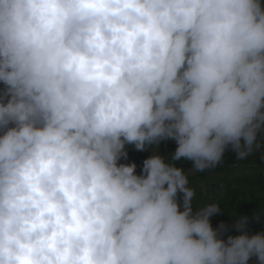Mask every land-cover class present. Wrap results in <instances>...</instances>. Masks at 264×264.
I'll list each match as a JSON object with an SVG mask.
<instances>
[{"label": "clouds", "instance_id": "clouds-1", "mask_svg": "<svg viewBox=\"0 0 264 264\" xmlns=\"http://www.w3.org/2000/svg\"><path fill=\"white\" fill-rule=\"evenodd\" d=\"M0 82V264H264L181 166L264 160V0H0Z\"/></svg>", "mask_w": 264, "mask_h": 264}, {"label": "trees", "instance_id": "trees-1", "mask_svg": "<svg viewBox=\"0 0 264 264\" xmlns=\"http://www.w3.org/2000/svg\"><path fill=\"white\" fill-rule=\"evenodd\" d=\"M176 147L177 144H171L169 140L160 142L161 153H172ZM151 155L153 153L150 150L139 151L135 148L131 154L127 155L126 160L139 164L140 169L136 172L141 174L144 160ZM181 166L190 173L191 187L196 181H200L207 190L219 195L221 212L211 218L212 226L219 228L221 224H224L227 230L223 233L228 232L234 235H240L243 231H247L250 235L264 232V214H261L258 219L256 216V209L264 207V160L261 159V153H255L242 161L235 160L229 154L217 167L203 173L192 171L188 162H182ZM203 192L205 191L200 194L206 195ZM234 212L235 218L232 216ZM242 217L248 218V224L246 229L240 230L235 225ZM250 264H254V261Z\"/></svg>", "mask_w": 264, "mask_h": 264}, {"label": "rangeland", "instance_id": "rangeland-1", "mask_svg": "<svg viewBox=\"0 0 264 264\" xmlns=\"http://www.w3.org/2000/svg\"><path fill=\"white\" fill-rule=\"evenodd\" d=\"M195 190H196V200L194 201V203L195 204H204V203H206V202H208L209 200H216V201H218L219 202V199H220V197H219V195L217 194V193H214L213 191H210V190H207L206 189V187L203 185V182H195L194 184H193V186H192ZM202 191H205V192H203V193H206V195H203L202 196V194H200ZM207 191V192H206ZM214 216V215H213ZM212 216V217H213ZM211 217V218H212ZM210 218V219H211ZM213 228H216V227H214L213 226ZM222 235H223V237L225 238V239H227V237L229 236V235H233L234 236V234H231V233H228V232H226V233H222Z\"/></svg>", "mask_w": 264, "mask_h": 264}, {"label": "built area", "instance_id": "built-area-1", "mask_svg": "<svg viewBox=\"0 0 264 264\" xmlns=\"http://www.w3.org/2000/svg\"><path fill=\"white\" fill-rule=\"evenodd\" d=\"M4 91H5V85L2 82H0V97L3 96ZM168 140L170 141L171 144H175L176 143L175 140H172V139H168ZM125 150H126V152L128 154H131L135 150V145L126 144L125 145ZM120 163L131 164L132 162H129L126 159L122 158ZM136 165H137V168H136V171H137L138 169H140V165L139 164H136ZM179 198L182 201V198H183V194L182 193L179 195Z\"/></svg>", "mask_w": 264, "mask_h": 264}]
</instances>
